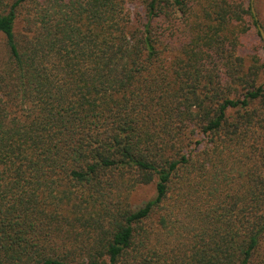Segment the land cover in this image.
Segmentation results:
<instances>
[{
	"label": "trees",
	"instance_id": "16d2710c",
	"mask_svg": "<svg viewBox=\"0 0 264 264\" xmlns=\"http://www.w3.org/2000/svg\"><path fill=\"white\" fill-rule=\"evenodd\" d=\"M128 2L0 0V264H264L256 0Z\"/></svg>",
	"mask_w": 264,
	"mask_h": 264
},
{
	"label": "rangeland",
	"instance_id": "374dc122",
	"mask_svg": "<svg viewBox=\"0 0 264 264\" xmlns=\"http://www.w3.org/2000/svg\"><path fill=\"white\" fill-rule=\"evenodd\" d=\"M144 0H129L128 7L131 9L134 14L139 12L140 14L144 15ZM257 8L256 14L259 20V23L264 25V0H256ZM249 21L251 19L248 17ZM264 28V26H263ZM262 37V36H261ZM243 45L241 47L242 55L245 56L247 60V64H251L255 58H259V64L264 63V41L262 44L260 43L259 37L255 28L253 27L251 31L244 35L242 38ZM257 56V57H256ZM260 82H264V67L260 71L259 75ZM155 195V189L153 185H148L144 187H140L133 191L130 195V202L136 206H140L144 204L148 199L152 198Z\"/></svg>",
	"mask_w": 264,
	"mask_h": 264
},
{
	"label": "water",
	"instance_id": "95a60500",
	"mask_svg": "<svg viewBox=\"0 0 264 264\" xmlns=\"http://www.w3.org/2000/svg\"><path fill=\"white\" fill-rule=\"evenodd\" d=\"M252 1H253V0H252ZM252 11H253V13H254L256 19H258L257 14H256V9H255L254 6H252ZM258 28H259L260 34H261V36H262V39H263V41H264V28L262 27V25H261L260 23H258Z\"/></svg>",
	"mask_w": 264,
	"mask_h": 264
}]
</instances>
